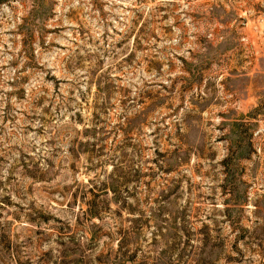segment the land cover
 Returning <instances> with one entry per match:
<instances>
[{"label": "rangeland", "instance_id": "374dc122", "mask_svg": "<svg viewBox=\"0 0 264 264\" xmlns=\"http://www.w3.org/2000/svg\"><path fill=\"white\" fill-rule=\"evenodd\" d=\"M0 264H264V0H0Z\"/></svg>", "mask_w": 264, "mask_h": 264}]
</instances>
